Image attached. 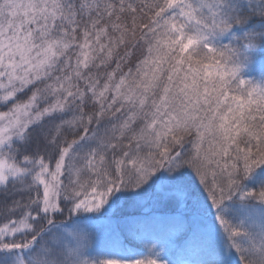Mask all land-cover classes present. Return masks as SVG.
I'll return each instance as SVG.
<instances>
[{
	"label": "trees",
	"instance_id": "trees-1",
	"mask_svg": "<svg viewBox=\"0 0 264 264\" xmlns=\"http://www.w3.org/2000/svg\"><path fill=\"white\" fill-rule=\"evenodd\" d=\"M215 1L229 32L200 0H0V127L26 114L0 148V264H145L161 244L163 264H264L229 211L264 207V0Z\"/></svg>",
	"mask_w": 264,
	"mask_h": 264
},
{
	"label": "rangeland",
	"instance_id": "rangeland-1",
	"mask_svg": "<svg viewBox=\"0 0 264 264\" xmlns=\"http://www.w3.org/2000/svg\"><path fill=\"white\" fill-rule=\"evenodd\" d=\"M202 9L205 8L204 12L207 14V16L210 18L212 22V29L217 30L218 32H229L230 27L228 28L227 24V8L226 4L219 5L218 2L215 0H200ZM192 16H194V13H190ZM263 92H264V87ZM264 95V93H262ZM263 97V96H261ZM25 115V116H24ZM26 118L25 112H19L18 115L15 117V120L11 122H6L4 125L0 127V148H2L6 143L10 141L11 138H13L16 133L15 130V124L19 125L24 122V119ZM9 165H6L4 162L0 161V180L4 178V174L9 171ZM54 181H56L54 179ZM41 185L44 186V192H45V202L48 205L50 209L55 208V205L57 204V184L53 182L52 180L40 181ZM229 211H231V214H238V217L246 218L248 219V223L245 224V228H252V229H258L261 230L264 234V207H250V208H243L241 205L231 206ZM222 215V214H221ZM219 214H215L213 217H211L208 221V224L206 225V231H208L211 235L216 236L219 241L221 242V246L226 250L227 256L230 258H233V248H236L237 241H241L240 237H237L236 235L231 236L229 235V224L230 222L224 221L223 217ZM250 225V226H249ZM65 229L63 231V234L66 235V239L70 241L68 244H74L77 245L78 243H83L86 239L85 229L83 226L79 227H64ZM264 241V238H263ZM242 242V241H241ZM72 244V245H73ZM71 245L72 249L73 246ZM78 248V247H77ZM146 248L149 250V257H147L145 264H163L159 262V258L161 254L166 252V248H169L168 245H155V246H146ZM75 250V249H73ZM151 254V255H150ZM169 254V253H168ZM156 258L155 260H152ZM138 260H136L137 262ZM13 264H25L22 260L16 261ZM139 264V263H135ZM181 264H201L198 262H194L193 260L187 259L183 261Z\"/></svg>",
	"mask_w": 264,
	"mask_h": 264
}]
</instances>
